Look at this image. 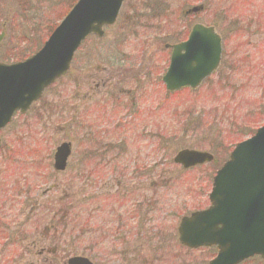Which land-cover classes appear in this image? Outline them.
<instances>
[{
  "label": "rangeland",
  "instance_id": "1",
  "mask_svg": "<svg viewBox=\"0 0 264 264\" xmlns=\"http://www.w3.org/2000/svg\"><path fill=\"white\" fill-rule=\"evenodd\" d=\"M201 1L206 2H155L152 5L159 8L164 16L160 14L157 17L159 14L149 12L143 17L142 14L148 10L146 6L138 3V0H124L115 24L105 28L100 38L89 36L75 54L68 73L46 89L40 100L26 113L17 114L0 132L3 146L19 145L25 150L23 158L17 164L13 161L4 164L0 175V205L10 200L18 205L11 211L7 210L6 214L10 215L7 217L9 221L19 222L17 227H20L24 236L21 245L26 250H30L33 241L34 251L47 245V242H52L57 247L55 257L47 256L44 259L43 255H38L36 259L31 256L34 261L64 264L69 256L84 253L92 255L96 264H141L133 261L137 259H141L142 264L205 262L206 255L201 259L195 255L190 256L198 254L197 251L188 252L178 243V239H174L177 244L173 241L174 244L169 248L159 243L156 236L163 228L161 232L166 237L177 233L176 228L182 216L207 206V194L215 169L228 158L235 143L264 123V0H250L243 5L234 0H219L216 1L217 6L200 10L195 16L181 19L179 26L174 25L183 10ZM75 2L76 0H0V31L5 33L0 43V60L15 62L20 56H25L30 51L33 53L47 40ZM197 21L205 24L215 22L218 29H222L224 65L232 69L225 71L230 85L226 84L221 89L223 102L221 99L213 101L207 88L196 94L185 91L183 96H179L176 106L180 120L171 122L167 117L163 120L161 116L153 115L148 121L149 142L141 151L134 152L132 165L127 163L126 166L117 167L113 163L108 170H104V167L95 168L102 172L110 192L107 194L101 191L102 188L98 189L101 185L92 186L93 191L101 194H96L94 200L90 201L91 204L84 206V209L90 206L96 208L91 216H88L89 212L75 211L78 210L75 199L82 186L78 179L82 169L71 167L73 158L69 159L71 164L65 172L66 180H61V184H68L64 190L76 201L73 204L75 210L69 209L71 212L65 220L61 240L54 239L53 234L43 238L40 231H44V228L54 231L50 229L51 211H44L47 216L36 213L39 216L35 218V223H27L28 218L24 214L27 215L30 211L27 207H21L27 204L25 193L34 195L38 191L40 194L43 191L44 194L49 192L48 198L54 199V193L58 191L60 194V191L59 185L57 189L50 188L48 191L47 188L55 179H42L38 173L43 172L44 168L37 157L45 151H53L68 135L72 138L73 151L76 153L77 145L80 144L77 143V138H80L78 127L71 124L67 130L62 127L66 117L76 118L75 114L69 112L88 101L82 96L89 94L95 101L105 85L113 84L114 88L120 83L124 73L122 71L142 67L147 62V57L154 53L152 50L158 54L157 51L163 50V41L166 43L182 37L186 23ZM116 49L118 53L113 57L110 50ZM128 55L129 60L126 59ZM242 56H247L245 61L241 59ZM158 65L163 66V63ZM123 80L126 84L130 82L128 76H124ZM220 87L221 85H217L218 90ZM200 93L201 96H198ZM160 98H163L162 92L152 95L150 99L148 94L146 99L149 100L143 105L144 112L151 116ZM174 106L175 103L171 104L165 108V112L172 110ZM192 106L195 114L191 116ZM91 119L92 116L87 118ZM142 140L144 139L139 138L133 148L140 146ZM183 148L210 151L214 161L182 170L171 160ZM33 149L35 152H31ZM142 155L146 157L141 158ZM3 156L5 154L2 152L0 161ZM28 160L30 162H26ZM158 172L163 175L159 184L153 185L158 182ZM137 173L146 175L140 197L147 199V208L153 209L144 218L134 216L137 211L136 192L139 184L132 177ZM47 174L50 177L49 171ZM194 184L199 191L193 189ZM84 186L90 184L86 183ZM48 217L50 219L47 220ZM27 262V258L21 259V264ZM243 264L264 263L246 261Z\"/></svg>",
  "mask_w": 264,
  "mask_h": 264
},
{
  "label": "water",
  "instance_id": "2",
  "mask_svg": "<svg viewBox=\"0 0 264 264\" xmlns=\"http://www.w3.org/2000/svg\"><path fill=\"white\" fill-rule=\"evenodd\" d=\"M122 1L77 0L35 54L21 62H0V130L17 110L24 113L67 72L74 52L89 34L101 36L102 28L115 22ZM3 36L0 33V41ZM220 50V37L212 27L193 25L187 40L172 46L164 77L167 86L196 87L216 67ZM69 152L67 142L56 147V169L64 168ZM210 160L207 152L191 149L174 157L185 168ZM208 198L207 208L181 219L180 240L191 247L217 245L219 253L209 264H236L253 255L264 259V124L235 145L216 171ZM69 264H80L79 259L71 258Z\"/></svg>",
  "mask_w": 264,
  "mask_h": 264
},
{
  "label": "flooded vegetation",
  "instance_id": "3",
  "mask_svg": "<svg viewBox=\"0 0 264 264\" xmlns=\"http://www.w3.org/2000/svg\"><path fill=\"white\" fill-rule=\"evenodd\" d=\"M211 24L215 27L214 23ZM166 51L170 53V49ZM147 67L139 68L131 76L146 75L144 69ZM123 76H126V74H123ZM141 91V87L137 92L130 89L127 93L128 97L124 98V101L117 102L114 100L111 106L112 112L107 118H102L99 115L100 112H94L92 118L95 120L92 124L86 123V112L93 108L96 111L102 110L105 106V101L96 103L95 107L87 108L85 107L86 102H82V105L78 107L83 126L81 133L82 142L78 146L76 156L78 161L93 168H109L113 163L117 167L126 166L127 163L132 165L131 161H134V152L141 151L149 142L148 121L152 116L145 113L144 106L136 100L140 96ZM176 117L177 114L173 112L170 118L176 119ZM161 118L163 119V117ZM139 138L144 140H142L140 146L134 149L133 145L134 143L135 146L137 145ZM145 157V155L141 156V158ZM144 178H146L144 173H137L134 182L142 186L145 183ZM140 211L142 212L143 210Z\"/></svg>",
  "mask_w": 264,
  "mask_h": 264
},
{
  "label": "trees",
  "instance_id": "4",
  "mask_svg": "<svg viewBox=\"0 0 264 264\" xmlns=\"http://www.w3.org/2000/svg\"><path fill=\"white\" fill-rule=\"evenodd\" d=\"M152 1H153V3L156 2V3L159 4L160 2H162V3L165 4L166 2L171 1V0H152ZM157 14H159V15H157V17H159L160 14H161V16H164V13H161L159 11V8H158ZM181 19H183V18L181 16V14H179V19L175 20L174 25H178L179 26V23H180ZM118 48H119V46H118ZM2 151L5 154V156H3L2 160L0 161V169H1L0 171H2V172H3V169H4V164L5 163L8 164V163H11L9 161H13V163L17 164L22 159L21 156L23 155V152H24L23 148H20V147H18V148L15 147L14 149H10V150H8L7 148H4ZM31 152H35V150L34 149L31 150ZM27 156H28V153H27ZM16 158H18V160H16ZM26 162H28V161H26ZM66 219H67V216H62V217L60 216V220H59L60 227L64 226ZM61 234H63V229H61ZM261 262L264 263V261H262V260H261Z\"/></svg>",
  "mask_w": 264,
  "mask_h": 264
},
{
  "label": "bare ground",
  "instance_id": "5",
  "mask_svg": "<svg viewBox=\"0 0 264 264\" xmlns=\"http://www.w3.org/2000/svg\"><path fill=\"white\" fill-rule=\"evenodd\" d=\"M24 150V149H23ZM25 151V150H24ZM65 166H66V168H68L69 166H70V163L66 160L65 161ZM43 176V175H42ZM9 206H10V202L8 201V202H6V203H2L1 205H0V221L2 220V218H3V216H4V214H5V212L7 211V209L9 208ZM11 229H6V233L8 234V235H10L11 234Z\"/></svg>",
  "mask_w": 264,
  "mask_h": 264
}]
</instances>
